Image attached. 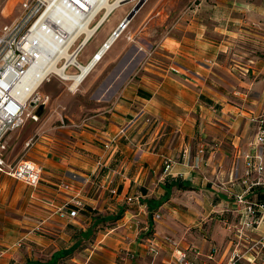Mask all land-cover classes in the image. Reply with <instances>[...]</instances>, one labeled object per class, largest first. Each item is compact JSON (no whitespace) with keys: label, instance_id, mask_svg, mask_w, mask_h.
Returning <instances> with one entry per match:
<instances>
[{"label":"crops","instance_id":"1","mask_svg":"<svg viewBox=\"0 0 264 264\" xmlns=\"http://www.w3.org/2000/svg\"><path fill=\"white\" fill-rule=\"evenodd\" d=\"M260 6L249 2L244 7L258 13L264 24V7ZM208 7L201 5L200 12ZM210 8L211 21H197L195 38L179 49L182 64L190 71L183 74L184 83L178 79L179 85H170L169 80L176 78L166 74L156 85L144 74L139 82L124 88L110 117L84 123L62 150H53L56 145L43 140L36 144L42 180L37 186L18 180L12 198L16 211H0V264L47 262L55 252L68 250L73 251L64 261L68 264H179L173 249L163 242L165 236L188 250L192 264L226 263L241 241L236 234L240 215L235 194L244 186L232 177L234 165L238 160L243 173L244 154L257 149L258 124L252 120L253 111L233 104L229 84L213 67L221 42L229 40L219 32L232 31L231 19L227 18L225 25L220 19L226 18L220 13H227L228 6L218 2ZM208 26L213 28L207 30ZM115 28L118 26L110 29L101 45ZM122 36L116 46L125 38ZM262 40L264 43V32ZM166 90L170 95L160 100L159 94ZM141 110L165 119L153 126ZM175 132L179 142L168 148ZM13 136L12 131L6 137L10 163L9 140ZM51 151L73 152L68 154L69 161L59 162ZM167 158L172 160L169 172L164 169ZM252 189L247 197L264 203V184ZM77 193L84 201L79 215L74 219L59 217L56 207ZM137 196L141 202L128 201ZM260 219V226L249 232L250 239L264 232V216ZM37 225L41 230H36ZM246 241L241 243L247 245ZM151 242L160 246L157 255L149 252ZM215 246L218 251L210 256Z\"/></svg>","mask_w":264,"mask_h":264},{"label":"rangeland","instance_id":"2","mask_svg":"<svg viewBox=\"0 0 264 264\" xmlns=\"http://www.w3.org/2000/svg\"><path fill=\"white\" fill-rule=\"evenodd\" d=\"M20 1L0 0V29L21 13ZM218 2L228 6L227 13L225 11L220 13L226 18L220 19L224 25L227 18L231 19L229 29L232 33L227 34L225 29L224 32H219L222 37L227 36L229 40L224 39L221 42L222 50L216 59L217 64L213 67L229 84V96L234 98L235 106L250 110L251 113L253 111V117L263 114L264 24L258 13L256 15V12L245 10L244 6L249 2H256L258 6L264 7V0H146L132 18L130 28H127L123 36L121 35L125 38L110 49L106 58L99 64V68L97 66L98 69L96 68L92 75L85 79L87 81H84L83 86L76 91L70 90L72 83L60 78L59 75H51L52 81H47L40 87V93L49 95L50 101L38 121L28 119L21 129L13 131V139L9 140L12 165L21 159H31L40 165L35 159L37 155L35 150L39 149L36 144L41 140L47 141L49 146L50 143L56 145L53 146V150H62L67 142L72 141L73 133L85 127L84 123L94 124L99 119H104L103 116L110 117L116 101L122 97L124 88L128 84L139 82L144 74L153 79L156 85L163 82L166 74L177 80H169L170 85H179V81L184 83L185 75L173 72L171 67L176 63L184 65L182 64L184 57L181 56L179 49L195 38L194 24L197 21L201 19L204 22L211 21L208 15L210 6ZM128 3L116 8L109 21L103 23L96 35L90 39L79 55L81 63L85 64L90 59L112 27H119L137 0ZM201 5L209 6L206 8L207 11L205 9L200 12ZM209 26L207 30L213 28ZM127 36L132 38L129 39ZM204 62L212 64L210 61ZM69 72L75 73L77 69L72 68ZM166 95H170L167 90L159 94V99H167ZM172 98L178 99L174 96ZM154 115L155 117L145 111V120L146 117H150L153 126L163 123L165 117ZM242 117L246 120L245 116ZM162 130L163 128L159 131L157 139H160ZM30 139L34 144L27 146L26 142ZM177 142L178 133L175 132L168 148H174ZM72 152L51 151L58 157L59 162L69 161L68 154ZM18 182L20 181L0 172V211L10 210L12 213L16 211L12 198L15 197V186Z\"/></svg>","mask_w":264,"mask_h":264},{"label":"built area","instance_id":"3","mask_svg":"<svg viewBox=\"0 0 264 264\" xmlns=\"http://www.w3.org/2000/svg\"><path fill=\"white\" fill-rule=\"evenodd\" d=\"M115 3L117 0H110ZM128 0H121L123 3ZM21 13L9 24L0 29V172H5L13 178L27 182L29 185L37 186L42 180L43 167L31 159H21L14 165L7 161L6 152L8 144L7 135L24 126L28 119L38 121L37 107L48 104L49 95L37 92L41 83L52 75V63L63 67L64 71L72 68L81 70L78 62L79 55L83 49L80 43L87 36L85 27H94L105 15L107 7L104 0H21ZM60 7L64 9L59 12ZM70 12V16L65 14ZM121 24V23H120ZM119 24V25H120ZM99 47L95 55L106 46L107 40ZM95 31L88 38L94 37ZM44 37L53 40L55 48L45 61ZM73 41V44L70 42ZM108 48V47H106ZM91 59V60H92ZM172 71L178 74H189L190 71L183 65L176 63L172 65ZM23 91L25 98L20 96ZM145 115V110L139 112ZM258 124L255 136L253 152L244 154V170L240 173V164L237 160L234 165L232 177L239 178L244 190L235 194L239 210V227H236L238 239L246 241L247 245L238 242V247L229 256L224 264H264V232L260 237L250 239L249 232L257 229L261 224L260 216H264V203L251 200L247 197L252 188L263 185L264 180V113L252 119ZM151 121L146 117V122ZM125 132V128L121 129ZM31 145V140L27 146ZM203 150L201 149L200 152ZM187 152H185L186 154ZM172 160L167 158L164 163L165 171L169 172ZM255 174L257 177L254 178ZM140 201V197H129L128 201ZM84 201L80 193L66 200L56 207V214L61 218H76ZM156 217H160L157 214ZM36 230H41L37 225ZM163 242L168 243L173 249L179 264H192L187 249L170 236H165ZM249 242V244H248ZM159 244L151 242L149 252L153 255L159 253ZM218 247H213L212 256ZM259 256V257H258ZM134 257L133 255L131 256ZM60 264H68L62 262Z\"/></svg>","mask_w":264,"mask_h":264},{"label":"bare ground","instance_id":"4","mask_svg":"<svg viewBox=\"0 0 264 264\" xmlns=\"http://www.w3.org/2000/svg\"><path fill=\"white\" fill-rule=\"evenodd\" d=\"M121 0H117L115 3H113L110 0H104V6L107 7V11L105 13V15L99 20L98 23L95 24L94 27H91L90 25H88V27H85L86 31H87V36L84 38V40L80 43V45L84 46L86 45L85 43L88 41V38L91 36V34H93V32L95 31V33L97 32L98 28L102 25V23H104L105 21H109L110 15L114 12V10L116 8L122 7L124 4L128 3L131 0L125 1L123 3H120ZM64 9L62 7H60L59 12H63ZM65 14H70V12H66ZM70 16V15H69ZM124 23V26L118 27L115 32V34H113L112 36H110V38L107 40L106 46H104L99 52H98V56L96 58H93L92 60H90L87 64H80L79 60V64H80V68L81 70H78V72L75 73H71L68 71H64L63 67H60L59 65H57V61H55L54 63H52L51 69H52V75H59L60 78L69 81L71 84L70 90H77L78 86L81 83H84L83 80L87 79L89 77V75L92 73V71L94 70V68L101 62L100 59H102L103 55L106 53V51H110V49L115 45L116 41L119 39V37L123 34V32L129 27V24L131 22L127 20H125V18L120 22V23ZM129 23V24H128ZM128 24V25H127ZM127 25V26H126ZM120 26V25H119ZM126 26V27H125ZM124 29V30H123ZM114 31V30H113ZM45 40V46H44V54H45V61H47L48 55L51 53V51L55 48V44L53 42L52 39L48 38V37H44ZM71 44H73V41L70 42ZM108 47V48H106ZM108 53V52H107ZM95 55V54H94ZM93 55V56H94ZM47 81H52V76L50 75L48 77V79L44 80L41 85L38 87L37 92L40 93L39 89L42 85L45 84V82ZM20 96L25 98L27 95H25V93L23 91L20 92Z\"/></svg>","mask_w":264,"mask_h":264},{"label":"water","instance_id":"5","mask_svg":"<svg viewBox=\"0 0 264 264\" xmlns=\"http://www.w3.org/2000/svg\"><path fill=\"white\" fill-rule=\"evenodd\" d=\"M145 2H146V0H137V3L134 5V7L131 9V11L128 13V15L125 17V20H127V22L132 20V18L136 15V13L140 10V8L144 5ZM124 25L125 24L122 22L119 27L124 26ZM45 108H46V104L41 103L37 107L36 113L41 117Z\"/></svg>","mask_w":264,"mask_h":264},{"label":"trees","instance_id":"6","mask_svg":"<svg viewBox=\"0 0 264 264\" xmlns=\"http://www.w3.org/2000/svg\"><path fill=\"white\" fill-rule=\"evenodd\" d=\"M169 196H166V198H168ZM159 203H163V200ZM157 203V205L159 204ZM89 235V233L87 234ZM73 251L72 250H68V251H57L55 252L51 258L49 259V261L47 262H36V263H31V262H28L26 264H60L62 262L65 261L66 257L68 255H70Z\"/></svg>","mask_w":264,"mask_h":264}]
</instances>
